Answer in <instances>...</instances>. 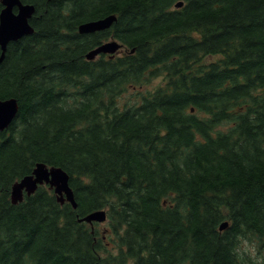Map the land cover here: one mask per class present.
Instances as JSON below:
<instances>
[{"label":"trees","instance_id":"obj_1","mask_svg":"<svg viewBox=\"0 0 264 264\" xmlns=\"http://www.w3.org/2000/svg\"><path fill=\"white\" fill-rule=\"evenodd\" d=\"M20 1L35 12L0 63L18 105L0 132V264H237L238 237L264 252V0ZM109 40L116 54L86 60ZM37 164L68 175L76 209L48 186L11 203ZM97 210L113 252L79 221Z\"/></svg>","mask_w":264,"mask_h":264},{"label":"water","instance_id":"obj_2","mask_svg":"<svg viewBox=\"0 0 264 264\" xmlns=\"http://www.w3.org/2000/svg\"><path fill=\"white\" fill-rule=\"evenodd\" d=\"M2 10L0 12V63L3 61L7 46L11 42L20 40L33 33L29 25V20L33 16L35 9L32 5L23 4L20 0H1ZM183 3L175 4V8L182 7ZM115 16L111 15L96 21H90L78 26L79 34H92L109 29L115 22ZM121 49V44L115 40L106 42L88 52L85 56L90 61L98 55L112 56ZM193 112V109L190 110ZM18 112V105L15 99L0 100V132L9 127ZM68 175L56 167H47L44 164H37L31 175L16 182L10 191V200L13 205L23 200V195H32L40 186H48L53 190L59 203L67 202L73 209L77 204L74 200L72 190L68 185ZM107 219L105 210L94 211L79 221L92 225L101 224ZM227 223L220 225L219 230L225 229Z\"/></svg>","mask_w":264,"mask_h":264},{"label":"clouds","instance_id":"obj_3","mask_svg":"<svg viewBox=\"0 0 264 264\" xmlns=\"http://www.w3.org/2000/svg\"><path fill=\"white\" fill-rule=\"evenodd\" d=\"M238 243L232 249L237 264H264V253L258 252V244L254 239L237 238Z\"/></svg>","mask_w":264,"mask_h":264},{"label":"rangeland","instance_id":"obj_4","mask_svg":"<svg viewBox=\"0 0 264 264\" xmlns=\"http://www.w3.org/2000/svg\"><path fill=\"white\" fill-rule=\"evenodd\" d=\"M109 41H107V42H109ZM160 84H161L160 77H155V78L150 80V83L146 87V90L152 89L153 87L158 86ZM135 95H136V93L134 90H128L123 94L122 100L128 104H132L137 98V97H134ZM95 228H97L101 233L102 241L105 244L106 253H107V250H108V252H113L114 247L116 245H115V240L110 239L111 234L109 233L108 222L105 221L104 223H101V224H95ZM260 253H264V252H260Z\"/></svg>","mask_w":264,"mask_h":264},{"label":"bare ground","instance_id":"obj_5","mask_svg":"<svg viewBox=\"0 0 264 264\" xmlns=\"http://www.w3.org/2000/svg\"><path fill=\"white\" fill-rule=\"evenodd\" d=\"M33 6V5H32ZM32 18V17H31ZM105 18V17H104ZM7 50V49H6Z\"/></svg>","mask_w":264,"mask_h":264}]
</instances>
